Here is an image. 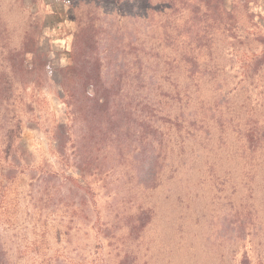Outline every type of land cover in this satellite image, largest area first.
I'll use <instances>...</instances> for the list:
<instances>
[{"label":"rangeland","instance_id":"rangeland-1","mask_svg":"<svg viewBox=\"0 0 264 264\" xmlns=\"http://www.w3.org/2000/svg\"><path fill=\"white\" fill-rule=\"evenodd\" d=\"M92 1L106 77L126 75L130 89L129 45H163L164 29L186 24L198 0H0V75L37 36L53 66H66ZM223 5L227 30L218 27L204 54L215 69L195 105L207 128L162 124L150 189L125 166L99 172L87 189L62 186L74 161L70 144L65 166L53 143L65 100L52 80L18 76L11 104L24 148L11 174L0 166V264H264V0ZM50 170L60 173L53 181ZM78 192L88 208L74 202Z\"/></svg>","mask_w":264,"mask_h":264},{"label":"trees","instance_id":"trees-1","mask_svg":"<svg viewBox=\"0 0 264 264\" xmlns=\"http://www.w3.org/2000/svg\"><path fill=\"white\" fill-rule=\"evenodd\" d=\"M193 4L192 17L186 24L176 31L164 29L161 33L163 45L151 51L138 43L129 45L133 56L130 89L126 75L112 81L106 77L99 14L93 1L85 7L89 28L75 36L77 42L66 66H53L48 53L39 48L42 38L28 39L15 53L10 73L0 75V166L3 163L11 174L21 164L18 152L24 148L20 141L24 128L17 120L16 106L11 104V91L18 76L27 73L34 83L52 80L66 103V113L53 137L65 166L69 144L74 151L73 165L67 170L62 168L69 173L64 174L62 186L87 189L89 180L99 172L125 166V170L138 168L139 182L152 188L160 175L156 165L160 158L158 146L164 144L162 124L173 120L178 127L200 124L201 130L207 128L195 105L200 100L202 81L215 69L214 61L204 54L214 46L212 40L218 27L224 28L222 21L227 13L223 0H198ZM79 41L85 45L78 46ZM54 172L60 174L53 170L45 174L51 176ZM80 194L74 195L80 200L74 202L86 209V193ZM140 215L145 218L149 212L142 208Z\"/></svg>","mask_w":264,"mask_h":264}]
</instances>
